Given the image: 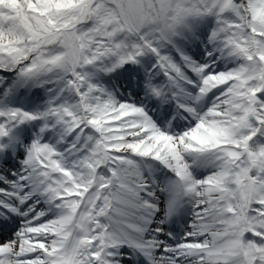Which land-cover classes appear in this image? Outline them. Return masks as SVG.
Segmentation results:
<instances>
[{
  "label": "snow or ice",
  "instance_id": "1",
  "mask_svg": "<svg viewBox=\"0 0 264 264\" xmlns=\"http://www.w3.org/2000/svg\"><path fill=\"white\" fill-rule=\"evenodd\" d=\"M0 264H264V0H0Z\"/></svg>",
  "mask_w": 264,
  "mask_h": 264
}]
</instances>
